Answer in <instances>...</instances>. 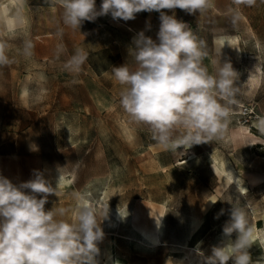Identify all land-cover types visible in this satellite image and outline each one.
Segmentation results:
<instances>
[{"label":"rangeland","instance_id":"rangeland-1","mask_svg":"<svg viewBox=\"0 0 264 264\" xmlns=\"http://www.w3.org/2000/svg\"><path fill=\"white\" fill-rule=\"evenodd\" d=\"M2 10L9 63L0 65V175L17 185L42 175L55 191L45 209L63 207L58 218L68 222L79 203L92 206L104 233L98 264H203L224 238L231 203L247 205L252 264H264V0L164 10L204 42L210 74L224 63L236 72L222 137L177 150L123 110L124 86L112 75L131 64L138 32L157 39L158 12L72 29L59 0H0ZM78 49L88 55L75 71Z\"/></svg>","mask_w":264,"mask_h":264},{"label":"clouds","instance_id":"clouds-1","mask_svg":"<svg viewBox=\"0 0 264 264\" xmlns=\"http://www.w3.org/2000/svg\"><path fill=\"white\" fill-rule=\"evenodd\" d=\"M237 2L255 4V0ZM59 3L63 22L72 29L101 16L127 22L141 12H158L157 39L138 32L129 49L131 64L127 61L112 67L114 79L124 86L121 107L135 122L148 126L153 138L166 149L190 148L222 137L229 105L235 103L236 72L230 63H224L216 75L210 74L202 64L204 42L175 14L164 11L201 13L210 6V0H102L99 8L96 0ZM5 48L0 44V65L9 63ZM31 48V43H26V55L31 54ZM87 55L78 49L70 62L72 70L78 71ZM181 129L177 139L175 133ZM53 193L51 184L39 173L18 185L0 175V264H98L97 242L104 233L93 207L79 203L75 222H68L58 218L66 214L63 207L45 209ZM231 204L224 238L212 248L210 257L203 258V264H252L248 207Z\"/></svg>","mask_w":264,"mask_h":264},{"label":"bare ground","instance_id":"bare-ground-1","mask_svg":"<svg viewBox=\"0 0 264 264\" xmlns=\"http://www.w3.org/2000/svg\"><path fill=\"white\" fill-rule=\"evenodd\" d=\"M4 8V7H3ZM1 12H3L4 13V11L2 10V11H0V14H1ZM5 14H6V12H5ZM5 18V17H4ZM7 19L6 20H8V22L10 23L11 22V20L8 18V17H6ZM3 21H4V19H3ZM7 22V21H6ZM8 24V23H7ZM11 24V23H10ZM14 25V24H13ZM8 26V25H7ZM9 27V26H8ZM11 27V26H10Z\"/></svg>","mask_w":264,"mask_h":264}]
</instances>
